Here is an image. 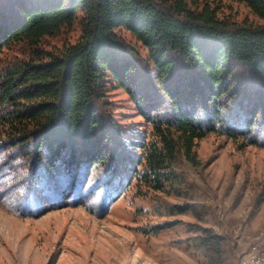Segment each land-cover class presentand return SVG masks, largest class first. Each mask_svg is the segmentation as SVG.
I'll return each mask as SVG.
<instances>
[{
  "label": "trees",
  "instance_id": "1",
  "mask_svg": "<svg viewBox=\"0 0 264 264\" xmlns=\"http://www.w3.org/2000/svg\"><path fill=\"white\" fill-rule=\"evenodd\" d=\"M215 1L0 0V204L23 216L80 203L104 214L132 185L146 195L183 184L181 157L198 166L196 142L211 132L264 146V23L220 16ZM231 1L264 21V0ZM114 87L147 131L126 136L105 98ZM194 229L209 263L226 264V236Z\"/></svg>",
  "mask_w": 264,
  "mask_h": 264
},
{
  "label": "rangeland",
  "instance_id": "2",
  "mask_svg": "<svg viewBox=\"0 0 264 264\" xmlns=\"http://www.w3.org/2000/svg\"><path fill=\"white\" fill-rule=\"evenodd\" d=\"M214 4L220 5V16L264 23L245 3ZM121 33L148 55L129 32ZM78 36L75 30L51 43L59 46ZM105 98L126 136L148 130L127 91L109 88ZM195 151L198 166L181 157L183 184L146 195L132 185L104 214L80 203L23 216L0 204V264H210L195 245L193 238L201 232L194 226L225 235V263L242 264L254 245L264 249V146L211 132L197 140ZM186 203L192 204L186 212L168 214V205ZM172 220L179 221L158 233L143 231Z\"/></svg>",
  "mask_w": 264,
  "mask_h": 264
},
{
  "label": "built area",
  "instance_id": "3",
  "mask_svg": "<svg viewBox=\"0 0 264 264\" xmlns=\"http://www.w3.org/2000/svg\"><path fill=\"white\" fill-rule=\"evenodd\" d=\"M242 264H264V249L254 245L242 258Z\"/></svg>",
  "mask_w": 264,
  "mask_h": 264
}]
</instances>
